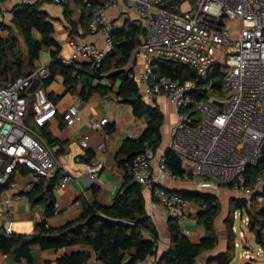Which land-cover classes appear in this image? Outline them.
Listing matches in <instances>:
<instances>
[{
    "label": "built area",
    "instance_id": "built-area-1",
    "mask_svg": "<svg viewBox=\"0 0 264 264\" xmlns=\"http://www.w3.org/2000/svg\"><path fill=\"white\" fill-rule=\"evenodd\" d=\"M168 1L101 0L92 8L88 30L100 35L103 43L80 42L72 37L71 54L61 55V59L77 67L86 62L99 67L114 46V17L122 8H133L147 20V33L129 62L133 68L130 75L146 102L165 96L174 104L177 119L168 149L181 159L185 176L176 175L167 166L166 151L156 156L151 148L133 159L129 174L149 195L150 213L161 205L168 218L178 219L183 233L191 236L192 230L186 225L188 210L194 207L199 211L207 205L169 191L161 184L163 179L181 182L192 173L198 176L200 186L217 189L220 183H232L234 192L252 193L244 173L248 165L258 163L264 146V0H192L186 9H180L183 0L176 4ZM38 2L66 5L75 0H16V4ZM232 19L237 20L236 30L229 25ZM4 34L0 30V35ZM138 56L144 57L145 65L137 70ZM165 57L191 65L196 77L182 80L160 75L153 62ZM215 63L223 71L219 90L209 77ZM50 76L48 63H39L30 73L0 87V228L6 233L14 232L9 206L24 197L16 174L25 167L37 177H48L57 166V146L49 145L39 128L56 117L58 105L44 88L35 90L31 105L26 95L34 79ZM69 114L80 118L75 105ZM110 121L108 116L95 117L91 125L98 129ZM89 140V135L83 134L81 145L88 147ZM102 166L93 156L85 163V171L96 180ZM72 176L66 174L61 183ZM263 186L264 167L255 177L254 190ZM32 188L30 183L25 190ZM59 209L56 201L54 214ZM245 220L248 225L249 215ZM160 243L161 239L157 245Z\"/></svg>",
    "mask_w": 264,
    "mask_h": 264
},
{
    "label": "trees",
    "instance_id": "trees-1",
    "mask_svg": "<svg viewBox=\"0 0 264 264\" xmlns=\"http://www.w3.org/2000/svg\"><path fill=\"white\" fill-rule=\"evenodd\" d=\"M7 0H0V4ZM101 0H75L81 7L79 20L73 19L71 5H64V13L72 25L87 24L92 8ZM42 3L16 4L11 12L10 22H0V87L10 80L26 75L37 68L45 48L50 50L51 60L48 63L51 76L47 79H34L26 91L29 104L35 98L37 84L50 85L58 76L63 77L67 90L78 93L84 100L99 92L103 95L115 92L121 102L130 104L134 114L146 121L144 131L137 137H127L116 155L117 163L125 171L123 183L111 204H104L98 199L99 186H91L92 198L82 201V213L79 218L59 227L47 224L46 219L35 224L31 233H6L0 228V253L8 254L14 261L26 259L32 262L35 247L42 249H60L74 244H87L93 247L98 261L103 264H138L148 256L157 255L160 232L149 213L147 196L142 185L129 174V165L133 159L148 148L157 152L163 142L162 126L165 114L158 103L146 102L137 81L130 75L133 68L129 66L135 49L142 42L147 28L138 19L127 18L123 25L113 30L114 46L108 52L102 64H84L77 67L61 59V45L53 36L54 18L42 9ZM1 10V6H0ZM154 69L160 75L173 78H195V69L178 59L163 58L153 62ZM209 77L214 79V87L219 90L222 85L223 71L218 63L209 69ZM107 78L111 83L103 80ZM118 82L117 90H115ZM79 87H81L79 89ZM199 97V96H197ZM31 109V107H30ZM42 135L48 134L44 130ZM115 129L111 125L108 132ZM94 154L89 155V160ZM167 166L176 175L185 176V169L179 156L172 150L165 152ZM264 167V146L256 165H248L245 171L246 185L251 189V197L232 196L231 210H244L250 217L248 229L254 232L258 242L264 244V186L254 190L255 177ZM56 176H40L31 190L27 192L32 203L47 202L46 216L54 215ZM231 188L232 183H222ZM183 196L196 199L207 208L196 214L198 223L205 230L199 240L183 233L178 219L169 217L170 244L152 264H198V259L207 251L219 244L217 220L221 215L222 205L218 195L201 191H180ZM261 199V203L258 200ZM229 231L233 236L232 224ZM261 231V235L259 234ZM235 247L230 243L226 251L209 258V264H230ZM92 253L79 250L62 255L55 264H90ZM46 264H53L47 262Z\"/></svg>",
    "mask_w": 264,
    "mask_h": 264
},
{
    "label": "crops",
    "instance_id": "crops-1",
    "mask_svg": "<svg viewBox=\"0 0 264 264\" xmlns=\"http://www.w3.org/2000/svg\"><path fill=\"white\" fill-rule=\"evenodd\" d=\"M15 5L16 0H7L1 4L0 22H8L6 19L8 16L11 21V10ZM4 7L8 9L2 10ZM41 7L54 18L55 32L53 36L61 45V55L69 56L71 54L72 44L70 38L72 37H75L80 42L103 43V38L100 35L91 34L89 32L87 24L83 25L82 23H78L76 26L72 25L65 16L64 5L45 2L42 3ZM71 7L73 9V19L79 20L82 11L81 7L76 3H73ZM127 18L140 20L135 17V15L131 14L129 9L124 10L122 8L120 13L116 14L114 17L116 27L123 25ZM50 60L51 55L48 49L46 56L42 53L39 63H49ZM84 64L92 63L86 62L82 65ZM144 65V57L138 56L136 58L135 69H141ZM38 79L42 78L38 77ZM109 82L111 83L110 80ZM115 84V90H117L118 82L116 81ZM37 88H44L46 93L55 100L59 108L56 117L44 126V130L48 134H46V136L43 135V137L49 145L57 146L55 152L57 166L48 177L56 176L57 180L53 192L56 199L55 202L58 201L60 203V209L57 214L46 216L47 202L39 201L34 204L32 203L27 194L28 190H25V188L30 183L34 186V183L39 177L29 169L22 167L21 172L16 174L15 179H17L21 187L24 188V197L20 201L14 202L9 206L13 225L14 222L17 221L19 224L26 223L28 226L27 229L22 230L25 231L22 233L33 232L35 224L42 221L44 218L47 224L53 227L63 226L79 218L82 213V201L88 198L91 199L93 196L91 186L94 182L100 188L98 199L104 204H111L123 183L125 175L124 169L117 163L116 155L121 148L123 140L130 136H139L144 131L147 124L143 118H139L134 114L130 104L118 100L115 96V92L105 95L96 92L89 100H84L78 93H72L67 90V87L61 80V76H58L57 79L48 86L38 83L36 89ZM80 88L81 87H79V89ZM156 103L160 105L165 114V122L162 126L163 142L156 152V156H159L168 149L172 137V128L176 122L177 114L175 116V114L172 113L173 109L175 112L176 109L174 104L167 97L159 96L156 99ZM74 105L79 109V119H75L69 114V108ZM163 105L168 106V111ZM100 116H108L111 121L106 126L96 129L92 127L91 122L93 118ZM111 125H114L115 129L109 133L108 129ZM41 128L42 127L39 128V131L42 134L43 129ZM83 134H88L90 137L88 147H83L81 145V137ZM91 153L103 164L96 180L91 179L89 174L85 171V163L89 161L88 158ZM153 163L155 164V161ZM68 173H72L73 176L68 181L61 183L63 177ZM180 183L181 182L167 178L163 179L161 184L168 189L182 190L184 188ZM146 196L149 210V195ZM1 203L2 198L0 197V206ZM197 212L198 211L192 207V209L187 212L186 220V225L192 230L191 237L194 240H199L203 235L202 232L191 227ZM151 215L160 232L161 243L158 246L157 255L148 256L144 261L138 264H152L170 244L169 218L165 209L159 205L154 209ZM215 248L203 254L206 260H209V258L215 255L213 251ZM79 250H88L92 253V257L89 260L90 264H103L97 260L93 247L87 244H74L60 249H42L37 246L35 247L34 259L31 263L26 259L14 261L10 255L6 254V256H4L3 253H0V262L4 264H46L47 262L55 264L57 259L62 255ZM223 251L224 249L221 250V252Z\"/></svg>",
    "mask_w": 264,
    "mask_h": 264
},
{
    "label": "rangeland",
    "instance_id": "rangeland-1",
    "mask_svg": "<svg viewBox=\"0 0 264 264\" xmlns=\"http://www.w3.org/2000/svg\"><path fill=\"white\" fill-rule=\"evenodd\" d=\"M191 4H192V0H183L180 9H186ZM7 9L8 8L6 7L2 8V10H7ZM130 12L131 14L135 15V17L139 18L143 24L147 23V20L140 16L141 14L139 11L130 8ZM6 19L8 22H10L9 16ZM229 25L234 30H236L237 20L235 19L230 20ZM47 51L48 49L45 48L43 51L44 56H46ZM105 79L106 80H104V82L110 83L107 78ZM163 107H165V109L168 111V106L163 105ZM172 113H174L176 116V112L174 109ZM198 181H199L198 176L190 173L186 175V177L181 181L180 184L183 186L184 190H189V191L198 190V191L218 195L222 205V211H221L222 213L217 220V232L219 234V244L216 246L215 250H213L215 253L213 257L217 256L222 249L226 251L229 248L230 243L233 242L235 251L231 257L230 264H239V263L264 264V244L258 242L256 234L248 229V225L245 220L248 214L244 210L242 211L240 209H237L234 212H232L231 210L230 199L232 196H245L249 198L251 197V195L236 193L231 188L224 186L222 183L219 184L220 187L217 189L203 187L199 185ZM258 203H261V199L258 200ZM192 223L193 224H191V227L205 234V230L203 226L198 223V219L196 217L193 219ZM229 224H232V229L234 233L233 236H231L230 234L229 231L230 228L228 226ZM13 228L14 231L25 232L22 230L27 229L28 226L26 225V223L19 224V222L15 221ZM198 264H209V261L204 258V255H202L198 259Z\"/></svg>",
    "mask_w": 264,
    "mask_h": 264
},
{
    "label": "water",
    "instance_id": "water-1",
    "mask_svg": "<svg viewBox=\"0 0 264 264\" xmlns=\"http://www.w3.org/2000/svg\"><path fill=\"white\" fill-rule=\"evenodd\" d=\"M177 1H179V0H169L168 2H169V3H172V4H176ZM180 191H188V190H184V189H182V190H180ZM195 191H198V190H195ZM201 192H202V191H201ZM204 193H206V192H204ZM259 234L261 235V231H260V230H259ZM239 264H243V263H239Z\"/></svg>",
    "mask_w": 264,
    "mask_h": 264
}]
</instances>
